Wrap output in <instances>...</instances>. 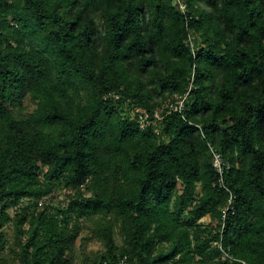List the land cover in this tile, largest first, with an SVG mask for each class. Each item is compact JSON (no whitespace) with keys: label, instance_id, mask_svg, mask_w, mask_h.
<instances>
[{"label":"trees","instance_id":"1","mask_svg":"<svg viewBox=\"0 0 264 264\" xmlns=\"http://www.w3.org/2000/svg\"><path fill=\"white\" fill-rule=\"evenodd\" d=\"M185 2L0 0V264H264V0Z\"/></svg>","mask_w":264,"mask_h":264},{"label":"built area","instance_id":"2","mask_svg":"<svg viewBox=\"0 0 264 264\" xmlns=\"http://www.w3.org/2000/svg\"><path fill=\"white\" fill-rule=\"evenodd\" d=\"M173 4L178 8L181 14L185 15L187 13V5L185 0H172ZM186 95L178 96L174 95L167 99L163 104L156 107L152 112L142 111L140 108H134L131 110V116L137 118L140 129H144L149 125H154L157 121L161 119L163 112L170 113L180 111ZM209 153L212 158V165L216 172L221 176L222 166L224 165L222 156L219 152L209 147Z\"/></svg>","mask_w":264,"mask_h":264},{"label":"rangeland","instance_id":"3","mask_svg":"<svg viewBox=\"0 0 264 264\" xmlns=\"http://www.w3.org/2000/svg\"><path fill=\"white\" fill-rule=\"evenodd\" d=\"M46 204L51 206L52 210H55L57 207L63 206L66 204L65 202V193L63 190H58L54 196L52 200L46 201ZM11 216L14 215V211H10ZM209 222L208 218H204L202 220V223H207ZM12 230L13 227L11 225H7L4 229V233L6 235V239L8 241V244L11 243L12 241ZM89 235V230L87 228H83V230L81 231L80 236L75 240L74 244H73V248H72V256H73V264H88L86 262L87 259V255L89 257H92L94 255V253L96 251H99L102 248V245L100 242L96 241L95 239H91L88 243H87V247H86V252L87 255L85 253H83L82 248H81V240L80 238L82 237H87ZM116 241L117 243L120 242V238L118 237V235H116ZM6 254L9 253V250L6 249ZM9 256V254H8Z\"/></svg>","mask_w":264,"mask_h":264}]
</instances>
